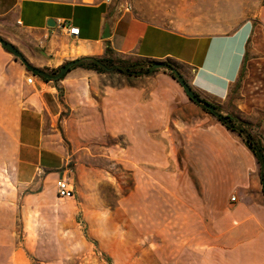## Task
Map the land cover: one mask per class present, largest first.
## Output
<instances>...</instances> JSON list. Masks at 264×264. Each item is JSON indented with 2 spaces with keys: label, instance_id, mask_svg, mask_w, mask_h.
I'll use <instances>...</instances> for the list:
<instances>
[{
  "label": "crops",
  "instance_id": "crops-1",
  "mask_svg": "<svg viewBox=\"0 0 264 264\" xmlns=\"http://www.w3.org/2000/svg\"><path fill=\"white\" fill-rule=\"evenodd\" d=\"M68 26L79 35L68 33ZM0 37L45 72L103 57L108 49L128 61L171 63L216 107L228 104L246 68L234 102L237 113H219L247 121L264 145V6L254 11L240 5L230 15L179 31L116 15L107 1L0 0ZM93 77L77 67L63 80H47L0 44V182H10L11 175L32 188L66 177V114L77 98L88 97ZM159 100L154 92L135 111L141 126L136 136L150 139L137 141L142 179L136 201L141 196L158 225L166 219L182 264H264V193L254 153L188 97L175 109H160L174 101ZM159 137L172 140L166 156ZM9 210L0 224V264H10Z\"/></svg>",
  "mask_w": 264,
  "mask_h": 264
},
{
  "label": "rangeland",
  "instance_id": "rangeland-1",
  "mask_svg": "<svg viewBox=\"0 0 264 264\" xmlns=\"http://www.w3.org/2000/svg\"><path fill=\"white\" fill-rule=\"evenodd\" d=\"M98 1H107L116 15L179 31L230 15L240 5L254 11L264 6V0ZM137 63L147 68L145 62ZM171 73L167 69L133 76L94 72L88 97L77 98L66 114L69 162L65 174L74 187L73 199L56 196L57 179L32 188H23L11 175L10 182H0V224L10 207V264H182L181 250L173 248V235L166 232V219L163 226L158 225L150 211L143 209L141 196L138 201L135 196L142 179L137 141L150 140L136 136L141 126L135 122V111L139 101L154 92L163 101L160 104L174 101L160 109L178 108L179 100L188 96ZM245 76L246 68L239 87ZM237 89L217 112L237 113ZM162 128H167L166 121ZM158 142L166 156L172 140L159 137ZM2 258L0 252V262Z\"/></svg>",
  "mask_w": 264,
  "mask_h": 264
},
{
  "label": "trees",
  "instance_id": "trees-1",
  "mask_svg": "<svg viewBox=\"0 0 264 264\" xmlns=\"http://www.w3.org/2000/svg\"><path fill=\"white\" fill-rule=\"evenodd\" d=\"M7 50V49H6ZM9 51V50H8ZM112 51L108 49L106 51V55L103 57H86L80 59L79 64L73 66L68 73L77 68L82 67L93 72L97 73H106V72H119L128 76L133 75H151L154 73L153 66L156 62H150L146 60H136V61H128L124 59H114L111 57ZM138 61L145 62L147 64V68L143 64L137 63ZM174 69L177 70L175 65L168 63ZM59 70H55L59 73ZM179 72V71H178ZM66 73L60 80H63L67 74ZM171 76L174 77V74L171 73ZM57 80V81H60ZM239 88V84L237 86ZM207 113L216 117V119L229 131L237 133L240 137L243 138L244 142L248 146V148L254 153L261 169V181L263 186V193H264V145L262 142V138L253 133V129L251 124L247 121L238 119L231 115H223L219 112L212 113L206 109H204ZM217 111V108H216Z\"/></svg>",
  "mask_w": 264,
  "mask_h": 264
},
{
  "label": "water",
  "instance_id": "water-1",
  "mask_svg": "<svg viewBox=\"0 0 264 264\" xmlns=\"http://www.w3.org/2000/svg\"><path fill=\"white\" fill-rule=\"evenodd\" d=\"M48 24H53L54 25V22L52 20H50L48 22ZM108 36H109V30L106 29L105 37H108ZM0 44H2V46L4 48H6L10 52H12L14 55H16L33 74L39 75V76H41V77H43V78H45L47 80H53V81L60 80L66 73H68V71L73 66L79 64V62H80V59L67 62L66 64H64L60 68L59 73H57L56 75H51V74H49V73H47L45 71H42V70L37 69V68L33 67L32 65H30L29 62L24 57V55L21 53V51L17 47H15L13 44L5 41L1 37H0ZM153 69L154 70H156V69H167V70H170L174 74L173 79L176 80L181 85V87L184 89L186 95L188 96V98L191 101H193L194 103L202 106L204 109H206V110H208V111H210L212 113H217V111H216L217 107L214 104H211L209 102H206L205 100H202V98L188 84V82L185 80L183 75H181L171 65L164 64V63H155V65L153 66Z\"/></svg>",
  "mask_w": 264,
  "mask_h": 264
},
{
  "label": "built area",
  "instance_id": "built-area-1",
  "mask_svg": "<svg viewBox=\"0 0 264 264\" xmlns=\"http://www.w3.org/2000/svg\"><path fill=\"white\" fill-rule=\"evenodd\" d=\"M68 33L71 35H79V30L68 26ZM34 81V76H31L27 79V83L32 85ZM56 196L63 200V199H73L75 197V191L73 184L70 182L68 178H61L58 179L56 182ZM235 201V197L232 198Z\"/></svg>",
  "mask_w": 264,
  "mask_h": 264
}]
</instances>
